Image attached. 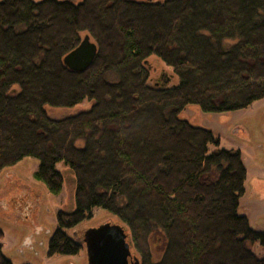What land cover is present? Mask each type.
Wrapping results in <instances>:
<instances>
[{
    "label": "trees",
    "instance_id": "16d2710c",
    "mask_svg": "<svg viewBox=\"0 0 264 264\" xmlns=\"http://www.w3.org/2000/svg\"><path fill=\"white\" fill-rule=\"evenodd\" d=\"M81 32L97 53L70 71L62 58ZM149 57L176 83L149 84ZM263 98L264 0H0V171L34 159L53 196L57 163L74 179V210L57 212L48 256L78 254L66 231L98 208L124 225L138 264H264L250 249L264 233L237 215L240 152L180 119L188 106L219 114ZM83 100L91 107L74 116L45 113ZM0 264H12L1 244Z\"/></svg>",
    "mask_w": 264,
    "mask_h": 264
},
{
    "label": "rangeland",
    "instance_id": "374dc122",
    "mask_svg": "<svg viewBox=\"0 0 264 264\" xmlns=\"http://www.w3.org/2000/svg\"><path fill=\"white\" fill-rule=\"evenodd\" d=\"M39 2L41 0H33ZM62 1V0H58ZM81 0H73L78 3ZM138 2H163L165 0H136ZM86 33L81 32L80 38ZM149 84L155 83L164 75L170 78V84L176 83L171 76V69L154 57L148 58ZM92 102L83 100L70 108H45L49 119L60 120L87 111ZM193 127L209 130L218 139V148L238 150L246 170L244 194L240 197L237 215L244 216L251 229L264 233V98L254 101L245 109L227 113H203L196 106L186 107L180 114ZM214 146L208 147L212 151ZM38 162L25 158L16 165L0 171V240L2 253L12 264H87L82 235L88 228L98 227L104 223L118 224L128 232L124 225L114 216L95 208L91 216L66 235L79 242L81 249L71 256L47 255L48 240L56 227V214L59 211L74 210V179L63 162L56 164V170L62 176V189L58 195H51L42 183L35 181L33 174ZM19 198L25 212H20L11 204ZM18 199V200H19ZM29 239V242H26ZM257 258L264 256V246L259 243L250 245ZM158 247H152L154 259L158 258ZM133 257L138 258L131 248Z\"/></svg>",
    "mask_w": 264,
    "mask_h": 264
},
{
    "label": "water",
    "instance_id": "95a60500",
    "mask_svg": "<svg viewBox=\"0 0 264 264\" xmlns=\"http://www.w3.org/2000/svg\"><path fill=\"white\" fill-rule=\"evenodd\" d=\"M97 46L88 34L62 58V64L70 71L83 72L93 63ZM87 264H138L131 254V245L125 229L118 224L104 223L88 228L82 235Z\"/></svg>",
    "mask_w": 264,
    "mask_h": 264
},
{
    "label": "flooded vegetation",
    "instance_id": "af4514ba",
    "mask_svg": "<svg viewBox=\"0 0 264 264\" xmlns=\"http://www.w3.org/2000/svg\"><path fill=\"white\" fill-rule=\"evenodd\" d=\"M19 198H17V199H13V200H11L10 202H11V204L14 206V208H17L18 209V205H20V206H22V201H23V199L22 200H18ZM25 209H26V205L25 206H23V209L21 210V209H18L20 212H25ZM26 242H29V239H27V241ZM30 243V242H29Z\"/></svg>",
    "mask_w": 264,
    "mask_h": 264
}]
</instances>
